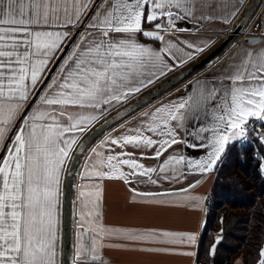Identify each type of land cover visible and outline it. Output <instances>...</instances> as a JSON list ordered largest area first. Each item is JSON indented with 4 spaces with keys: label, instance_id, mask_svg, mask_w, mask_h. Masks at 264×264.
<instances>
[{
    "label": "snow or ice",
    "instance_id": "1",
    "mask_svg": "<svg viewBox=\"0 0 264 264\" xmlns=\"http://www.w3.org/2000/svg\"><path fill=\"white\" fill-rule=\"evenodd\" d=\"M244 2L0 0V264H58L61 181L67 198L79 156L117 118L105 121L72 157L78 141L108 113L210 46L201 37H196L200 43L190 39L194 29L181 23L192 22L197 29L203 21L229 24ZM253 11L238 25L241 32ZM258 27L264 30V21ZM245 44L249 48H238L183 95L122 125V131L92 150L86 159H96L84 165L80 176L72 264H104V242L120 231L102 223L99 181L156 185L206 174L217 168L230 142L236 147L249 143L256 131L251 120L264 127V47ZM151 98L125 109L124 117ZM258 139L264 143V137ZM177 145L204 149L205 155L174 154ZM145 161H155V166ZM132 191L142 197L160 195L136 187ZM93 194L95 200H88ZM123 235L131 245L163 237L166 244L191 246L198 239L168 231L129 230ZM258 255L257 264H264V247Z\"/></svg>",
    "mask_w": 264,
    "mask_h": 264
},
{
    "label": "crops",
    "instance_id": "2",
    "mask_svg": "<svg viewBox=\"0 0 264 264\" xmlns=\"http://www.w3.org/2000/svg\"><path fill=\"white\" fill-rule=\"evenodd\" d=\"M253 0H245L243 6L240 10L239 15L231 21L229 24H224L219 20L216 21H203L198 29L193 25L192 22L187 24L181 23V27L193 28V34L190 39L200 43L201 41L196 40V37H201L203 40H207L210 46L207 49L195 56L194 59L190 60L188 63H184L177 67L174 71L169 72L166 76L167 79L177 75L181 71L187 69L191 65L197 63L207 55H209L213 50H215L219 45L225 41V37L221 32H230L236 29L248 8L250 7ZM261 20L264 21V0H262L257 11L253 15L249 24L246 28H250L254 21ZM245 28V29H246ZM262 37H259L258 42H252V46L255 48L264 47V30L261 28ZM181 38L185 36L184 33L180 34ZM247 37H237L232 43L213 61L208 65L203 67L201 70L197 71V75L193 78H187L186 81L180 83L179 85L173 87L171 90L157 98V101L153 105H149L141 110L140 112L134 114L127 120L115 126L113 129L106 132L101 138L94 141L88 149L84 152L74 178V186L72 193V251L70 256V261L72 264V259L75 255V245H76V234L78 231V214L80 211V203L78 199V194L80 191V185L82 181L80 179L81 173L84 169L86 163H91L95 160H87L90 157L92 150L100 143L105 137L109 135H116L117 130H123V126H128L130 123H135L137 119L142 117L144 112L152 111L155 107L161 104L167 103L168 100H175L177 97L183 95L187 88H189L197 80H201L206 76H210L212 72L219 68L225 61L232 57L237 49L243 46L244 48H249V45L245 44ZM160 45H157L159 47ZM196 73V72H195ZM161 79L155 81L147 89L143 90L141 93L136 95L127 101V103L133 102L140 96L151 91L164 81ZM162 81V82H160ZM126 104V103H125ZM124 104V105H125ZM124 105L118 106L116 109L119 111ZM114 109L108 113L102 120L97 124L103 123L109 117L114 115L116 112ZM210 122V120H209ZM259 124L257 120H251L250 123ZM89 133V132H88ZM87 133V134H88ZM83 134L81 139L78 141L76 148L73 149L72 157L83 138L87 135ZM190 139V138H189ZM232 143L230 142L225 150L224 155L221 158L217 168L206 174H193L189 175L186 179L181 178L179 182L176 180H161L158 184L152 185L147 182L140 185H127L121 180H102L99 181V186L102 190V223L112 229H119V232H115L111 237L105 240V246L102 249V257L104 264H196L198 249L201 239V234L204 228L205 218L207 214L208 198L214 186L217 178L218 171L228 150ZM178 149V153L174 154H184L191 158H199L205 155L204 149H192L186 148L181 145L174 146ZM171 151V149L169 150ZM146 164H151L155 166V161H145ZM71 161H69L70 166ZM65 168V179H67V168ZM199 181V184L195 187H191V183ZM83 183L87 184V181ZM132 187H136L138 191L160 193V195L142 197L136 196ZM86 191H95V189H85ZM64 192H65V181H61V225L59 239L57 243V260L58 264H64L63 262V246H64ZM191 197H198L199 199H191ZM88 200H95L94 194L87 198ZM135 200V203L133 202ZM91 206V205H90ZM155 231V232H173V233H190L197 235L198 239L194 245L191 246H179L170 245L163 243V237L160 238L161 242H152L151 244L142 245H131L124 238L123 233L125 231ZM172 249L171 251H165L164 249ZM135 249V250H134ZM142 249V250H140ZM182 253H189L187 255Z\"/></svg>",
    "mask_w": 264,
    "mask_h": 264
},
{
    "label": "trees",
    "instance_id": "3",
    "mask_svg": "<svg viewBox=\"0 0 264 264\" xmlns=\"http://www.w3.org/2000/svg\"><path fill=\"white\" fill-rule=\"evenodd\" d=\"M255 127L248 144L230 146L218 171L208 198L196 264H235L238 258L243 264H257L264 247V143L258 139L260 123ZM215 202L219 205L212 209ZM221 236L215 255H210V248Z\"/></svg>",
    "mask_w": 264,
    "mask_h": 264
},
{
    "label": "water",
    "instance_id": "4",
    "mask_svg": "<svg viewBox=\"0 0 264 264\" xmlns=\"http://www.w3.org/2000/svg\"><path fill=\"white\" fill-rule=\"evenodd\" d=\"M261 2H262V0H253L251 5H250V7L247 10V12L245 13V15L249 13V9L250 8H254V11L251 13V17H253V15L257 11V9H258L259 5L261 4ZM245 15H244V17H245ZM249 22L250 21L247 22V25L249 24ZM245 28L243 29V31L245 30ZM242 32L239 30V28L237 26L236 29H234L233 32L225 39V41L221 45H219L215 50H213L209 55H207L206 57H204L203 59H201L197 63L191 65L187 69L181 71L177 75L169 78L168 80H166L165 82L161 83L160 85H158L157 87H155L151 91L147 92L146 94L142 95L141 97H139L138 99H136L135 101H133L132 103H130L129 105L124 107L123 109L119 110L117 113H115L114 115H112L111 117H109L105 121H111V120H113L114 117H116L117 118V123H119L120 121L124 120L126 117H128L131 114H133L137 110L141 109L142 107H144V106L148 105L149 103H151L152 101L156 100L157 98H159L160 96H162L163 94H165L166 92L171 90L173 87L177 86L178 84L182 83L184 80L189 78L192 74H194L195 72L201 70L203 67L208 65L211 61H213L216 57H218L232 43L233 40H235L239 35H241ZM246 41H251V42L254 43V42H258L259 38L258 37H247ZM170 82H171V86H168L170 84ZM165 86H168L166 90H165ZM158 90H159V92H158ZM150 95H151L152 98H151L149 103L144 104L142 107L136 109L135 111H132V112L128 113V115L126 117H124L125 109H128L130 106L135 105L137 103V101L143 100L144 97H148ZM120 117H124V118L121 119ZM105 121L103 123H101L100 125H98L95 129H93L83 139V141L86 140L89 136H91L92 133H94L98 129H100L101 126L105 124ZM117 123L112 124L110 127H107L103 132H101L99 135H97L95 137V139H93L92 142L88 145V147L99 136H101L104 132L109 130L111 127H113ZM83 141L81 143H83ZM78 147H77V149H78ZM84 152L78 158V163L76 165V171H77L79 162H80ZM73 157H76V151H75V154H74ZM74 178L75 177H73L71 180L68 181L69 188L67 190V198H66L65 192H64V246H63V262H64V264H71L70 256H71V251H72V193H73V186H74ZM68 201H70L71 203H69Z\"/></svg>",
    "mask_w": 264,
    "mask_h": 264
},
{
    "label": "rangeland",
    "instance_id": "5",
    "mask_svg": "<svg viewBox=\"0 0 264 264\" xmlns=\"http://www.w3.org/2000/svg\"><path fill=\"white\" fill-rule=\"evenodd\" d=\"M250 29H251V27H250V28H246L245 31H246V32H249ZM238 37H243V36H238ZM199 72H200V71H199ZM197 73H198V72L194 73L190 78L195 77V76L197 75ZM168 77H170V76H168ZM168 77H164L162 81H164V80H168V79H167ZM162 81H160V82H162ZM185 81H186V80H184V82H185ZM164 82H165V81H164ZM178 85H179V84H178ZM140 97H141V96H140ZM137 99H138V98H137ZM158 99H159V98H158ZM134 101H135V100H134ZM156 101H157V99L154 100V101H152L151 103H149V105H153V104H155ZM130 103H132V102H130ZM130 103H126L125 105L123 104L124 106L122 107V109H123L124 107H126L127 105H129ZM117 110H118V109H116L115 112H116ZM120 110H121V109H120ZM117 112H118V111H117ZM117 112H116V113H117ZM98 125H100V124H97V123H96V124L90 129V131H88V132L90 133V132H91L93 129H95ZM88 132H86V133H84V134H87ZM259 132H260V136H261V137H264V127H261V126H260V127H259ZM89 133H88V134H89ZM88 134H87V135H88ZM87 135H86V136H87ZM86 136H85V137H86ZM85 137H84V138H85ZM84 138H83V139H84ZM82 141H83V140H82ZM82 141H81V142H82ZM87 149H88V148H87ZM89 149H90V147H89ZM219 171H220V170H219ZM215 203H216V204H214V203L211 204L212 209H214V207H215L216 205H219V204H217V202H215ZM221 209H222V208H221ZM235 264H243L242 259H241V258H238V260L235 262Z\"/></svg>",
    "mask_w": 264,
    "mask_h": 264
},
{
    "label": "built area",
    "instance_id": "6",
    "mask_svg": "<svg viewBox=\"0 0 264 264\" xmlns=\"http://www.w3.org/2000/svg\"><path fill=\"white\" fill-rule=\"evenodd\" d=\"M261 24V20H257V21H254L253 25L251 26V29L249 32H246L245 30L242 32L241 35L239 36H243V37H262V33H261V27H258V25ZM233 31H230V32H227L228 34L227 35H223V37L227 38ZM253 124L254 126L256 125V123H251ZM214 264V263H212Z\"/></svg>",
    "mask_w": 264,
    "mask_h": 264
}]
</instances>
